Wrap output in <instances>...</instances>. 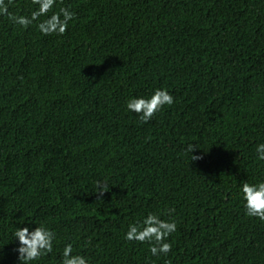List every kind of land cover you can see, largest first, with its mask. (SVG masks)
<instances>
[{
	"label": "trees",
	"instance_id": "16d2710c",
	"mask_svg": "<svg viewBox=\"0 0 264 264\" xmlns=\"http://www.w3.org/2000/svg\"><path fill=\"white\" fill-rule=\"evenodd\" d=\"M60 7L76 14L63 35L0 16V264H18L15 227L39 222L57 239L38 264L65 243L90 264H264V221L240 193L264 180V0ZM156 88L175 103L141 123L126 101ZM149 212L176 221L167 256L125 239Z\"/></svg>",
	"mask_w": 264,
	"mask_h": 264
},
{
	"label": "clouds",
	"instance_id": "9594fccd",
	"mask_svg": "<svg viewBox=\"0 0 264 264\" xmlns=\"http://www.w3.org/2000/svg\"><path fill=\"white\" fill-rule=\"evenodd\" d=\"M56 2L57 0H32L34 10L26 16L14 15L9 11L5 0H0V16H7L13 24L25 28L35 23L39 32L45 36L63 35L69 27V22L75 20L76 14L66 7L55 11ZM174 103L175 97L167 88H156L150 95L129 97L125 106L128 112L137 114L140 122L146 124L166 105L171 106ZM195 149L198 147L193 143H189L186 148V151L191 153L192 161L200 158L193 155ZM256 155L258 160L264 161V143L257 144ZM96 187L95 192L102 196L106 192L105 189H108V184L106 181H97ZM240 193L245 215L264 221V180L243 181ZM32 224L36 226L33 228ZM176 230L175 219H163L160 214L149 212L141 221L129 224L125 239L139 243L147 242L151 256L159 258L171 252L172 243L168 238ZM56 239L55 232L45 222L16 226L12 232V241L18 242V246L13 249L17 253L18 264H38L42 257L53 253ZM60 257V264H90L87 256L74 253L72 243L63 245Z\"/></svg>",
	"mask_w": 264,
	"mask_h": 264
}]
</instances>
